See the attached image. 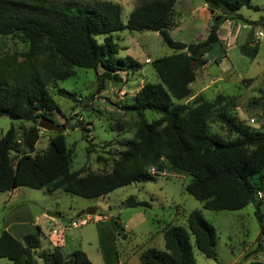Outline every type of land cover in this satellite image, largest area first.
Wrapping results in <instances>:
<instances>
[{
  "label": "trees",
  "instance_id": "obj_1",
  "mask_svg": "<svg viewBox=\"0 0 264 264\" xmlns=\"http://www.w3.org/2000/svg\"><path fill=\"white\" fill-rule=\"evenodd\" d=\"M177 1L144 2L132 10L124 23L121 5L112 1L80 6L51 0H0V38L16 37L28 45L24 53L0 56V111L14 121L34 124L21 129V138L14 125L2 135L0 192L29 187L62 190L83 198L105 197L133 183L154 180L156 175L149 169L155 167L162 171L168 163L169 170L192 177L185 190L202 202L206 210L238 211L255 201L264 190V133L252 132L234 122L226 112L227 105H223L232 96L219 94L214 102L198 96L191 106L173 102L190 96L189 86L196 80L198 68L209 63V55L214 50L223 51L218 32L226 20L264 26V16L250 21L238 13L242 7L251 6L252 0H204L218 14L213 17L202 41L186 44L175 41L169 33L175 26ZM125 28L157 32L174 52L152 61L160 82L146 83L135 94L131 105L121 107L135 112L141 119L136 123L135 137L121 143L122 151L112 169L90 173L84 169L73 171L72 153L64 132L51 138L46 150L35 153L41 117L60 110L49 91L51 83L76 76L78 68L95 71L99 93L106 89V82L123 81L118 66H126L127 61L133 59H117L120 47L113 33ZM99 37H103V42L98 41ZM240 51L254 59L259 46L247 43ZM193 61L197 62L195 66ZM58 92L75 99L73 92L65 89ZM219 105L220 119L233 136L230 140L209 132L207 119ZM147 111L155 112L160 118L145 121ZM84 138L88 139L85 133ZM91 149L87 148L89 152ZM125 204L151 207L149 202L133 196ZM256 216L261 229L259 237L264 244V212L257 203ZM105 223L118 236L127 238L120 217L106 219ZM164 240L165 250L142 251L140 264H196L194 246L207 258L218 261L216 230L199 211L188 215V230L180 226L167 227ZM39 243V234H27L19 240L3 230L0 258L14 264H92L82 250H75L67 257L58 248L44 252L41 263L35 256ZM244 264H264V260L254 259Z\"/></svg>",
  "mask_w": 264,
  "mask_h": 264
},
{
  "label": "rangeland",
  "instance_id": "obj_2",
  "mask_svg": "<svg viewBox=\"0 0 264 264\" xmlns=\"http://www.w3.org/2000/svg\"><path fill=\"white\" fill-rule=\"evenodd\" d=\"M51 1L59 4L75 3L80 6L91 5L96 1H112L121 5L122 20L126 23L136 6L151 0ZM251 5L257 6L259 10L245 6L238 12L248 19L259 20L264 15V0H252ZM186 10L184 5H180L175 10L176 17L185 16ZM262 29L264 32V28ZM249 32L242 29V33ZM169 33L175 41L184 43L191 42L193 38L189 36L187 26L179 31L169 30ZM113 38L120 47L117 59L128 57L133 59L127 61L126 66H118L120 69L118 74L123 78L121 83L106 82V89L99 93L97 90L99 81L95 71L78 68L76 76L49 85V91L60 110L47 114L46 117L61 128L59 132L67 135V145L72 153L73 171L84 169L86 173H90L112 169L114 160L122 151L121 143L135 137L136 123L141 119L135 112L124 111L121 107L131 105L134 102L133 95L144 84L160 82L152 61L173 54V50L163 42L157 32H136L125 28L113 33ZM98 41L103 42V37H99ZM250 42H255L254 36L246 40V43ZM222 47L223 51L214 50L209 55V63L198 68L199 80L190 96L181 101L174 100L173 103L191 106L198 96L204 101L214 102L219 94L229 95L232 97H228V102H223V105H227L226 112L234 122L252 132L264 133V51L259 52L253 59L244 56L240 49L234 48L228 51V57L224 60L227 55L223 44ZM26 51L28 45L19 38H0V56L5 53ZM123 68L126 71H122ZM59 89L75 93V99L59 95ZM200 90L202 93L193 98ZM92 94L95 95L91 99ZM221 105L217 106L207 119L209 132L230 140L233 136L229 134L220 119L218 109ZM159 118L160 115L155 112L147 111L143 119L153 122ZM12 125L17 128L18 138H21V129L30 128L34 124L0 117V135ZM59 132L40 129L35 153L46 150L50 139ZM84 133L88 139L84 138ZM88 147L92 148L90 152L87 150ZM98 157L104 160L99 161ZM152 168L156 171L153 174L156 175L154 180L133 183L99 198H83L62 190L52 192L48 188L20 187L12 192H0V232L6 229L7 225V228L16 226L21 229L22 224L24 229H30L31 234L36 230L33 231L30 227L32 220L36 217L44 219V214L47 215L48 212L60 215L59 221L63 220L64 223L70 220L79 223L88 217L87 214H83L77 218L79 213L96 209V214L90 216L92 221L87 225L79 228L68 227L64 231L65 253L71 254L75 250H82L87 253L93 264H105L97 241V221L99 217L104 221L112 217H120L125 225L127 238L123 239L114 232L116 246L114 253L112 248H109V251L113 255L118 254L122 262L130 260V264H134V261L140 264L137 255L142 251L149 248L165 250L164 231L167 227L180 226L188 230V215L193 211H199L216 230L215 251L218 261L207 258L194 246L196 264H244L254 259L264 260V244L259 237L261 229L256 216V203L264 212V190L258 193L254 202L242 210L210 211L204 208L202 202L186 192L185 188L191 182V176L169 170L168 163L162 171H158L155 167L149 170L151 171ZM131 196L149 202L151 207H127L125 202ZM24 212L29 218H25L24 215L22 219L20 218L22 221L19 225L13 216ZM26 234L22 232L17 236L22 239L21 236ZM192 242L194 245V240ZM42 243L45 244L44 240ZM37 251L35 256L42 263L43 252L41 248ZM133 258L134 261L131 260ZM0 264L14 263L6 258H0Z\"/></svg>",
  "mask_w": 264,
  "mask_h": 264
},
{
  "label": "crops",
  "instance_id": "obj_3",
  "mask_svg": "<svg viewBox=\"0 0 264 264\" xmlns=\"http://www.w3.org/2000/svg\"><path fill=\"white\" fill-rule=\"evenodd\" d=\"M180 5H184L187 8V10H186L187 12H186L185 16L177 15V17H176V14H175V26L171 30L174 29V30L179 31V30L184 29V26H187V30H189L188 34L190 37H193V38H192L191 42H189V43L185 42L186 44H191L193 41H198L200 39L203 40L209 32L213 16L217 12H213L209 8V6L205 3V1H203V0H178L176 5H175V10ZM252 7L254 9L258 8L257 6H252ZM245 18H247V17H245ZM249 20L250 21H258V20H252V19H249ZM262 28H264V26H250L247 24L237 23L235 21L226 20L221 25V27L219 28V32H218L219 39H220L221 43L223 44V46L226 50L227 56L224 58V60L227 59V57H228L227 53L230 49H234V48L240 49L241 46L247 44L246 40L248 39V37H252V36H254L255 42H253V43L250 42L251 45L252 46L258 45L259 46V52L264 51V40H263L264 39V32L262 31L263 30ZM242 29H244L248 32L250 31V32L249 33H242ZM259 52H258V54H259ZM198 80H199V71H197L196 80L193 83H191L189 86L191 91L194 90V86ZM199 86H201V85H199ZM201 93H202V90L196 92L195 96H193V98L198 96ZM135 94L133 95L132 98H134ZM0 117L10 118L8 115H4V116H0ZM2 135L3 134L0 135V139H1ZM14 190H12V191H14ZM12 191H9V192H12ZM54 191H59V190H54ZM54 191L52 190V192H54ZM24 215H25V212L24 213H18L16 215H14L13 217H14V220L20 225L21 221H22L21 219L24 217ZM26 215H25V218L26 217L29 218V216H26ZM44 216H45L44 219H41L40 217H36L35 219L32 220V223L30 225L31 229L33 228V231L36 229L34 231L35 233L32 232L31 234H39V239H40L39 248H41L43 253L48 252V251H53L54 249L58 248L59 250H61L63 252V254L65 256L69 257L72 253L71 254L65 253L64 231H66V229L68 227H73L71 224L73 222H75L76 220H70L68 223H64L63 220L59 221L61 219V217L60 218L47 217L48 215H45V214H44ZM110 219H107V220H110ZM83 220H87L86 224L78 225L77 227H73V228H79L80 226L87 225L89 222L92 221V218L90 216H88L86 219H83ZM98 220L99 221H97L98 225H97V230H96L97 241H98V246L100 247L102 254H103L104 263L105 264H130V260L127 262H122L120 260V257L118 254H116V255L114 254L115 256L112 254V253H114V248L116 246L115 233L112 230V228L107 223H105L104 220H101V219H98ZM120 223L122 224V226L125 229V225L122 223L121 219H120ZM7 226H6V229H4V230H7L10 234H12L17 239H19L17 236V235H19V233L25 232L27 234H30V232H29L30 229H27V228L24 229V225H22V224H21V229L16 228V226H11L10 228H7ZM125 233L127 234L126 230H125ZM21 237L23 238L24 235ZM19 240H21V239H19ZM42 240H44V243H45L44 245L42 243ZM109 248H112V253H110ZM37 250H36V252H38ZM137 256H139V254ZM88 258H89V256H88ZM131 260L134 261L135 259L133 258ZM259 260H261V259H259ZM134 262H135L134 264H137L136 261H134ZM139 262H140V260H139Z\"/></svg>",
  "mask_w": 264,
  "mask_h": 264
},
{
  "label": "water",
  "instance_id": "obj_4",
  "mask_svg": "<svg viewBox=\"0 0 264 264\" xmlns=\"http://www.w3.org/2000/svg\"><path fill=\"white\" fill-rule=\"evenodd\" d=\"M196 63H197L196 61H193L192 65L195 66ZM4 115H7V114L0 111V116H4ZM38 128L46 130V131H54V132H59L61 130V128L57 126L55 122H53L46 116L41 117L39 124H38ZM83 214H87L88 216H94L96 214V209H89L86 212L79 213L77 215V218L81 217ZM47 215L53 218L61 217L60 215L53 213V212H48Z\"/></svg>",
  "mask_w": 264,
  "mask_h": 264
},
{
  "label": "built area",
  "instance_id": "obj_5",
  "mask_svg": "<svg viewBox=\"0 0 264 264\" xmlns=\"http://www.w3.org/2000/svg\"><path fill=\"white\" fill-rule=\"evenodd\" d=\"M152 174H155V169L154 168H152L151 169V171H150ZM262 196V195H261ZM86 222H87V220H82V221H80L79 223L77 222V221H75V222H73L71 225L73 226V227H77L78 225H84V224H86Z\"/></svg>",
  "mask_w": 264,
  "mask_h": 264
}]
</instances>
